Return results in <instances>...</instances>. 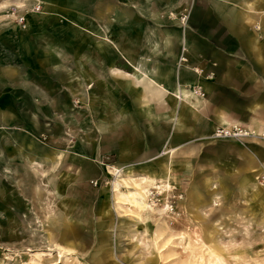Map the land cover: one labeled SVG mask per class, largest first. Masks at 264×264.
<instances>
[{"label": "rangeland", "instance_id": "374dc122", "mask_svg": "<svg viewBox=\"0 0 264 264\" xmlns=\"http://www.w3.org/2000/svg\"><path fill=\"white\" fill-rule=\"evenodd\" d=\"M120 1L133 10L134 0ZM151 6L153 34L189 35L182 61L197 63L205 86L187 88L212 98L201 110L228 119L159 158L169 167L148 171L163 187L150 186L155 200L148 196L152 207L141 211L113 183L125 178L133 188L130 179L140 177L121 168L145 167L168 129L144 121L135 90L120 103L116 88L58 89L57 72L3 65L0 48V264H264V0ZM54 7V0H0V43L20 38ZM217 128L239 134L215 137Z\"/></svg>", "mask_w": 264, "mask_h": 264}, {"label": "crops", "instance_id": "0c3cea01", "mask_svg": "<svg viewBox=\"0 0 264 264\" xmlns=\"http://www.w3.org/2000/svg\"><path fill=\"white\" fill-rule=\"evenodd\" d=\"M54 2L53 13L32 23L20 38L1 39L0 48L5 56L1 63L13 65L22 61L25 71L34 74L57 72L58 89H88L91 83L92 88H116L113 96L120 103L126 98V90L134 89L135 104H140L146 112L144 121L168 131L160 136L163 138L158 143L163 148L148 159L151 163L139 169L115 168L156 179L148 170L169 167L168 161L159 160L168 154L165 150L172 147L174 153L180 145L192 143V139L198 142L215 124L228 119L222 111L210 116L201 110L211 105L212 98L194 95L193 89L187 88L194 84L205 86V79L192 69L197 63L188 59L186 63L182 61L185 56L188 58L190 51L189 35L180 31L165 32L164 28L153 34L151 24L155 12H152L151 0H134L135 6L129 12L125 2L120 0ZM164 2L163 10H166L167 0ZM127 26H131V31ZM145 26L149 27L145 30ZM70 29L74 32L67 31ZM4 74L8 75L9 70L5 68ZM117 119L121 129L124 117L119 113ZM134 120L138 122L139 118ZM139 134L143 136L140 128ZM152 135L145 133L144 136ZM145 144L148 145V141L144 140L139 152L150 151ZM124 151L138 152L136 149Z\"/></svg>", "mask_w": 264, "mask_h": 264}, {"label": "bare ground", "instance_id": "6f19581e", "mask_svg": "<svg viewBox=\"0 0 264 264\" xmlns=\"http://www.w3.org/2000/svg\"><path fill=\"white\" fill-rule=\"evenodd\" d=\"M193 94L195 95L194 92H193ZM224 129L231 130V128H224ZM217 131H218L217 129L214 131L213 136L218 135ZM172 151H174V148H172V147L165 150L166 153H170ZM117 172H119V171H117ZM130 180L133 182V188H131L129 186L127 179H125V178H121L119 180L116 179L113 183V186H114L116 192L118 193V194L117 193L116 194L119 195V197H121L123 200L129 202V204H132L137 209H139L141 211L142 210H145V211L148 210L149 211L152 206L148 203L147 198H149L148 196H151V198L153 200H155V194H154V192L150 191V186H152L154 184L156 185V182H154L153 179H151L149 177H145V176L140 177L137 180L136 179H130ZM120 185H125L127 187V189L125 191H120V189H119ZM161 187H163V185L157 186V188H161ZM164 188H166V186ZM152 199H151V201H152Z\"/></svg>", "mask_w": 264, "mask_h": 264}, {"label": "built area", "instance_id": "2783aa9c", "mask_svg": "<svg viewBox=\"0 0 264 264\" xmlns=\"http://www.w3.org/2000/svg\"><path fill=\"white\" fill-rule=\"evenodd\" d=\"M35 9L38 10L39 9V6H35ZM217 133L218 135H214L215 137H228V136H235V135H238L239 132H236L234 131V129L231 128V130H227V129H224V128H217Z\"/></svg>", "mask_w": 264, "mask_h": 264}]
</instances>
